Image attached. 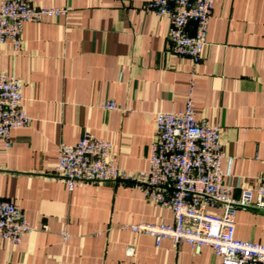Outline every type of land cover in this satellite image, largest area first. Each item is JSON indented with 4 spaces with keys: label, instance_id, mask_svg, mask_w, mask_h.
<instances>
[{
    "label": "crops",
    "instance_id": "crops-1",
    "mask_svg": "<svg viewBox=\"0 0 264 264\" xmlns=\"http://www.w3.org/2000/svg\"><path fill=\"white\" fill-rule=\"evenodd\" d=\"M31 1L71 10L26 22L19 49L0 41V68L22 80L33 117L12 130L10 144L0 137V198L18 202L33 225L20 242L0 234V264H222L212 246L157 245L125 228L174 221L171 207L138 186L70 190L53 169L60 142L86 131L110 139L122 167L147 168L156 114L185 108L194 74L196 116L222 126L224 180L236 196L255 185L264 173V0H215L198 63L172 50L168 18L145 10L146 0ZM111 98L117 108L105 106ZM236 234L264 242V210L239 208Z\"/></svg>",
    "mask_w": 264,
    "mask_h": 264
},
{
    "label": "built area",
    "instance_id": "built-area-1",
    "mask_svg": "<svg viewBox=\"0 0 264 264\" xmlns=\"http://www.w3.org/2000/svg\"><path fill=\"white\" fill-rule=\"evenodd\" d=\"M215 0H146L144 8L166 16L167 37L172 50L188 55L198 63L208 40L209 23ZM69 5L41 6L31 0H0V41L10 40L19 49L26 22L66 15ZM194 26V31L190 27ZM22 80L0 68V137L8 144L13 129L28 125L33 117L23 105ZM194 74L189 78L185 108L162 110L156 114V134L151 143L149 165L129 169L120 165L110 139L84 132L76 142L62 141L54 176L64 180L70 190L91 182L122 181L138 186L148 200L173 210L174 221L123 224L134 232L148 233L159 245L171 238L177 248L191 244L196 251L209 245L222 264H264V242L240 238L236 234L239 208L264 210V173L252 187L224 180L225 150L222 126L195 113ZM105 106L117 108L111 98ZM214 208V209H213ZM33 228L22 206L13 199L0 198V234L20 242ZM65 236L68 232L64 231ZM129 255L137 254L128 245Z\"/></svg>",
    "mask_w": 264,
    "mask_h": 264
}]
</instances>
